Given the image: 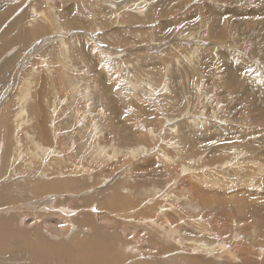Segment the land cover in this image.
Returning a JSON list of instances; mask_svg holds the SVG:
<instances>
[{
  "label": "rangeland",
  "instance_id": "obj_1",
  "mask_svg": "<svg viewBox=\"0 0 264 264\" xmlns=\"http://www.w3.org/2000/svg\"><path fill=\"white\" fill-rule=\"evenodd\" d=\"M210 7L218 11L220 35L205 23ZM44 14H55L57 22ZM22 31L26 46L11 54L19 59L14 69L19 80L5 85L4 94L0 84V115L10 102L18 106L29 76L25 104H34L45 117L47 134L42 129L37 134L38 118L24 115L19 128L15 109L8 111L0 152L9 140L12 146L3 165L0 154V184L39 177L24 172L37 163V170L47 164L58 177L74 171L75 179L89 186L73 187L67 180L65 187L72 190L42 195L32 190L0 213H17L13 210L21 205V229L35 225L61 243L91 231L73 219L83 212L103 230L123 225L122 239L127 237L118 248L129 257L124 264H150L153 255L171 264L210 258L213 264H264V0H0L1 69L10 56L8 33ZM62 39L68 41L67 55ZM57 64L58 75L46 80L47 65L53 70ZM225 67L233 87L220 82ZM2 70L4 83L8 70ZM108 98L125 105L107 112ZM40 136L44 142L37 146L27 143ZM95 148L102 163L94 162ZM142 183H149L147 194L134 189ZM114 184L126 199L112 200L119 215L110 224L103 218L110 212L107 204L90 195ZM204 189L213 193L203 197L212 198L211 206L195 197ZM217 194L233 202L220 206ZM151 229L152 237L154 230L168 229L165 255L158 254L154 239L155 247L144 246ZM197 233L201 246L195 248Z\"/></svg>",
  "mask_w": 264,
  "mask_h": 264
},
{
  "label": "bare ground",
  "instance_id": "obj_2",
  "mask_svg": "<svg viewBox=\"0 0 264 264\" xmlns=\"http://www.w3.org/2000/svg\"><path fill=\"white\" fill-rule=\"evenodd\" d=\"M209 9L210 10L204 15L205 16L204 18H206L205 23L207 25V28L209 26L210 30H213L215 34L220 35L222 32H220L221 31L220 19L217 17L218 11L215 8H211V7ZM43 16H44V19L48 20L49 22L51 20H53L54 23H56L57 19H58V18H56L55 14H52V17L47 15V14H44ZM212 21H217V22L211 23ZM65 41H66V39H62L60 44L64 45V47H65L64 48V50H65L64 55H67L66 50L68 49L67 48V44H68L67 42L68 41L67 42H65ZM59 51H60V49H59ZM56 58L58 59L57 56H56ZM229 70H230L229 68H226V70H225L226 75L224 76L222 73L224 78L222 80H220L221 84L227 88L233 87L232 83L234 82V80H232V81L228 80L229 77H231V73ZM27 80H28V82H30L29 79H27ZM28 94H29V92H28ZM122 98H124V97H122ZM17 99L19 102L18 106L16 107L14 104H12L13 107L11 108V110H9V112L13 111V109H15V111H13L12 116L17 115V117H16L17 120H16V118H15V120L18 121L17 127H19V124L22 125L23 124L22 122H24V120H25L22 118L25 115L22 112V111H24L22 109H24L25 106L28 107L29 115H27V116L29 117V119H30V117H33V118L35 117L34 116L35 109L31 108V106L29 107V104H27V103L25 104L23 93L19 94ZM108 99H109V101L105 105L107 112L110 111V113H113V112H116V110L119 111L118 109H121V107L123 105H125V102L119 103L117 100H113V98L112 99L108 98ZM120 102H121V100H120ZM14 103H15V101H14ZM8 109H10V108H8ZM8 109H7V111H8ZM16 109H17V111H19L18 113H17ZM5 118L6 117H1L0 131H2L1 126L4 125ZM19 119H21L22 121L21 120L19 121ZM7 121L8 120H6V124L8 125ZM109 121L113 125L114 129L119 130V128H118L119 125H117V123H115L117 121L113 115H111ZM6 124H5V126H6ZM46 124H47V122L44 121V123H42V125H41V128L43 130L42 135L47 134L46 129H45ZM14 126H16V125H14ZM31 126H32V124H31ZM26 132H28V131H25V133ZM37 132H38L37 134L40 133L39 130ZM27 134L28 133H26L25 135L28 136ZM93 134H94V132H93ZM31 135L29 137H31ZM29 137H28V139H29ZM32 137H35V136H32ZM181 137L183 138V135H181ZM0 139H3L2 135H1ZM19 139L21 140V138H19ZM28 139H27V143H28V141H30L34 146L35 145L37 146V144H39L40 140H41V142L42 141L44 142V139H42L41 136H40V138H37V140H35V141H34L35 138H31L29 140ZM93 139H97V138L95 137ZM121 140L125 142L126 138L125 139L122 138ZM0 141H2V140H0ZM10 142L11 141L9 140L8 142L5 143V149L4 150L6 152L1 151V156L4 157L2 159V165H3V163H5V160H6L5 158L10 156V152H11L10 150H11V146H12ZM99 149H101V148H99ZM88 152H92V151H88ZM92 154H93L92 157L96 158L95 161L93 160L94 162H97V163L101 162L102 163L104 161V159L100 156V151L99 150L97 151L96 148H95V152H93ZM57 162H55V163H57ZM33 165H34L33 167L31 165L30 169L26 166V169L24 170V172H25V174H28V173L32 174V176L38 174L39 177L33 178V179H29L27 177L22 178V179H19V178L15 179L14 178L13 180H12V178H9V179H6L3 181V183H4L3 185L0 184V207H4L6 205V203H8V202H18V201L26 198V196L28 195V192H31L32 190H34L39 195H42L45 193H51L52 191L55 192V191H63V190H66V191L72 190L71 188L69 189V188L65 187V185H66L65 183H67L69 180H73L74 184H71V185H73V187L76 185L79 186L80 188H83L85 186H89L88 182L85 179L76 180L75 179L76 173H74V171L68 170L69 172H73L74 173L73 174V173H69L67 170H65L64 171L65 174H63L61 172L62 176L58 177V176H56V172H54V169L46 168V167H48L47 164L44 165L45 166L44 169H38V170L35 167V165H37V163H35ZM23 169L24 168H22V169L18 168V171L23 172ZM5 173H7V172H5ZM47 176H49V178ZM68 176H70L71 179ZM46 177L48 179H43ZM84 183H86V184H84ZM139 184H140V182H139ZM139 184H138V186L134 187L135 191L137 190L140 193H146L147 194L149 192V189L146 188L145 186L149 183H147V184L142 183V185H140V186H139ZM114 187H115V184L113 187L106 188L105 190H98L96 192H93L92 195H90V197L92 196V198L95 200L97 199V201L99 200V198L102 199V202H101L102 205L107 204L106 205V207H108L107 210H109L110 212H108L103 218H104L105 222H108L110 224L112 221H115V218H113V217H115V214L119 213V211H118L119 205L117 204L118 206L115 207L114 204H112V200L116 201L118 198V199H120V201L122 203H124V199H126L125 196H123L121 193H119L118 190H116V188H114ZM114 193H116V194H114ZM195 193H196L195 197L196 198L200 197L205 206H207V205L211 206V204L208 201H212V198L211 199L209 198L207 201H205L203 199V197L204 196L205 197L206 196H212L213 193L208 192V190H205V189L202 191L195 192ZM112 195L115 196V199H114V197H112ZM116 195H117V197H116ZM217 197H218V199L216 200L217 201L216 204H218L220 206L228 205V204H231L233 202L232 201L233 198L231 200H229V198H227L221 194H217ZM87 199L89 200V198H87ZM106 199H108V200H106ZM130 201H131V199H128V202H130ZM25 202H27V201H25ZM25 202H24V204H25ZM131 202H133L132 204H134L135 201L133 200ZM84 204L86 205L87 203H84ZM19 207H22V206L19 205L13 210L14 212H17V213H9V214L8 213H0V256L3 253L4 255L1 256L2 257L1 259L3 260V257H5L7 260L5 262L0 261V264H25L26 261H28V264H49V263H51V264H118V263H122V262L128 260V258H129L125 254H124L125 256L123 258L121 255L122 250L118 248L119 242L120 243L125 242V240H126L125 238L127 237V236H125V238L122 239V236H123V234H122L123 228L122 227H123V225L115 226V224H114V225H111L110 228L103 230L104 225L101 226L100 224H97L96 222H94V220L90 216H88L87 214H85L83 212V214H80V215H78V217H74L73 219L79 225H83V224H85V226L88 225L91 228V231L88 232L86 236H84L83 238H81L79 240L76 239V237H77V235H76L72 239L71 238L63 239L64 242L61 243L60 240L53 238L51 235H48L46 233V231L43 234L42 229L40 230V228L36 227L35 225L32 228L28 227V228L21 229L18 226V220H19L18 214H20L19 212L21 210ZM131 207H133V206H131ZM212 208L214 209L215 205ZM208 210L210 211L211 208H209ZM253 213H255V211ZM209 214L210 213L207 212L208 216H209ZM129 215L132 216L131 214H129ZM178 216L180 218V222L183 221V218H182L183 215L181 214ZM194 220H197V219H194ZM121 222H122V220H121ZM189 222H190V220H189ZM122 223H120V224H122ZM105 226H108V225H105ZM76 227H77V229H80V228H78V226H76ZM134 228H135L134 226L133 227L131 226L129 228V232H130V230H134ZM185 228H187V227L185 226ZM154 231L156 232V233H154V237H152V229H151V231H149V233L146 235V237H148V238L143 239L144 246L145 247H151V245H153V247H155V245H156L159 248L158 254L160 256L165 255L167 250L164 251V248H163L164 243L165 242H171L170 239L165 237V231H168V229L154 230ZM72 236H73V234H72ZM79 236H81V235L79 234ZM79 236L77 238H79ZM200 236L201 235L199 233H197L193 237L192 242H193V244H195V246H194L195 248H198L199 246H201V245H199L200 244L199 243L200 242ZM153 239H154L155 245L153 244ZM69 240H71V241L74 240V242L69 243ZM76 246H78L79 248ZM70 249H72V250H70ZM22 251L25 253H21ZM22 254H23V258H21ZM68 255H69V257H68ZM154 258H156V256L153 255V260L152 261L149 260L150 264H155ZM20 259H22V260H20ZM155 260L159 261V263H156V264H171L169 261H167V260L165 261L162 258H156ZM212 260L213 259L210 258L208 260L203 261L201 264H213L214 260L213 261ZM122 264H124V263H122Z\"/></svg>",
  "mask_w": 264,
  "mask_h": 264
},
{
  "label": "crops",
  "instance_id": "obj_3",
  "mask_svg": "<svg viewBox=\"0 0 264 264\" xmlns=\"http://www.w3.org/2000/svg\"><path fill=\"white\" fill-rule=\"evenodd\" d=\"M13 24V25H12ZM10 25V24H9ZM18 24H14V23H11V25H10V27L12 26H17ZM19 27V26H18ZM9 34V38H8V42H7V46H9V54H10V56L8 57V58H6V60H5V62H4V64H3V66L5 67V68H7V72H8V77H7V80H4L3 82L4 83H2V76H0V84H1V88H2V91H1V93L2 94H4V93H6V91L8 90V87L6 88V86L5 85H7V86H9V85H15L16 86V84L18 83V76H16V74L14 75V69H16L17 67L16 66H18L17 65V60H19V59H17L16 57H14V55H11V54H14L15 52H18V49H20V50H23V48H22V46H26V45H23V43L26 41L24 38H26L25 37V34H26V32H25V34H24V32L22 31V33H17V34H10V33H8ZM20 44H21V46H20ZM19 56H20V54H19ZM18 57V56H17ZM21 57V56H20ZM22 59H24V57L22 58ZM1 63H0V74H1V72L3 73V68L1 69ZM29 67V66H28ZM47 69H49V72L50 73H46V75H45V78H46V80L48 79V77L49 76H51V75H55V73L54 72H56V74L58 75V72H59V67H58V65L56 66V67H53V70H51V68H49V66L47 65ZM23 70V69H22ZM31 71H32V73H33V71H35V68H34V66L32 67L31 66ZM28 73V72H27ZM28 75H29V73H28ZM27 79H29V81L30 82H28V80ZM27 81V82H26ZM31 79H30V77L29 76H27L26 78H25V80H24V83H23V85L21 86L22 88L20 89V91H19V93H18V95L19 94H21V93H23V97H24V100L26 101L29 97H30V87H31ZM27 83V84H26ZM26 87V88H25ZM21 92V93H20ZM28 92H29V94H28ZM0 93V94H1ZM0 95V99H1V97H3V95ZM18 95H17V97H18ZM14 102V101H13ZM31 106V108H34V109H37V107L34 105V104H30L29 103V107ZM13 107V105H12V102H10V104H8V108H10V109H8L6 106H5V109L7 108L8 109V111L9 110H11V108ZM26 108L28 109V107H24V109H22V110H24V111H22L23 113H25V115H28L27 114V110H26ZM43 108V107H42ZM8 111H5V110H3L2 111V113H5L6 112V114H5V116L4 117H6L5 118V121L6 120H8ZM36 111V110H35ZM41 113V112H40ZM40 113H36L35 112V114H34V116H35V118H38L39 119V122H35L36 123V125H38V130L40 131V133H41V125H42V123H44V120H45V117H43V116H41L40 115ZM17 114V113H16ZM4 115V114H3ZM12 115H13V113H12ZM43 115V114H42ZM1 115H0V121H1ZM13 118H16L17 117V115L15 116H12ZM24 119V118H23ZM7 123H9V121L7 122ZM23 123V122H22ZM38 133V132H37ZM42 134V133H41ZM0 154H1V152H0ZM98 201H100L101 202V200H100V198H99V200Z\"/></svg>",
  "mask_w": 264,
  "mask_h": 264
}]
</instances>
